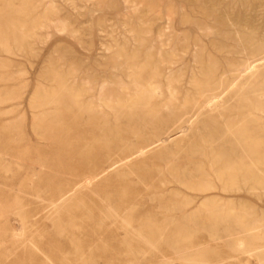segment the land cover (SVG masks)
Instances as JSON below:
<instances>
[{"label": "rangeland", "instance_id": "374dc122", "mask_svg": "<svg viewBox=\"0 0 264 264\" xmlns=\"http://www.w3.org/2000/svg\"><path fill=\"white\" fill-rule=\"evenodd\" d=\"M213 2L217 3V5H212L211 3ZM0 3V32L4 31L5 26L8 25V21L10 25L13 23L12 26H15L18 30L15 38L4 40L6 44L2 43V45H0V48H2L0 49V82L3 81L2 84L0 83V92H2L0 93V164H3V162L9 164L8 168L5 170H2L0 165V171L2 170L0 172V264H65L67 262L66 258L69 248L66 247H68V237L66 235V230L63 229L65 228L66 222V210L61 208V211L59 210V213L53 215L50 220L45 218V211H43V208H46L49 202L53 200L51 198V191L53 189L55 190L57 187H62L61 185H63L68 178L73 179V175L83 172L84 169L81 168L83 166V160L76 154L81 151H77L78 144H81L84 140H88V138H93L94 140L96 137V139H101L102 141L103 137H107L104 134L99 138L100 134L97 136L86 134L84 130H95L99 127L102 128V131L105 130L104 133H106L110 139H115L116 136L118 137V128H120V130L131 129L132 131L145 128V126L141 123L140 125L139 122L127 126V119L124 120V117L120 119L121 121L116 122L117 120L112 115L106 116L103 114L107 109H105V111L101 105V99L111 96L112 98L118 97V95L121 94L120 89L126 90L128 97L132 98L136 94L135 91L141 88H157V96L161 95L162 99L159 97V101L162 100V102L169 98L168 95L171 89L173 90V94L178 95V97L181 96L180 99L178 98L179 103L184 101L183 97H185V99L188 96L187 99L193 98L194 89L196 88H215L217 92L216 90H212L211 93H205L204 96H209L210 94V96H215L217 93L220 97L210 102H208L209 99L205 102L203 100V105L198 104L195 108L192 106L194 112L191 108L187 109V111L185 110V113L183 112L185 115L182 114L183 117L177 125H180L182 121V124H186V131L177 133L175 136L177 137L176 141L173 140L169 142L168 140L164 143L158 142L151 145L148 147L149 150H145L148 152L140 157L139 160H134L135 162L133 161L125 168L115 170L116 173L110 172L111 174H116L119 179L112 178L114 175L112 176L110 173L109 175H104L102 178L95 179L90 189L86 190V192L84 191L82 196L78 199L81 198L84 201L86 197L88 198L92 195L91 198L93 197V199L88 198V202L95 200L94 202L101 203L100 201L108 198L110 195L111 196L108 198L109 200L116 198L112 195L115 193L117 194V192L114 191L121 190L126 186H136L139 189H143L142 186L146 184L148 187H157L165 184L164 186L167 188L177 189L181 191V193L171 198L158 194H154L155 199L152 200L146 197L142 205L138 206V208L136 207V209L139 210L135 211L136 214L143 216L147 210L150 215L156 214L159 210L158 208H161L160 204L174 208H184L189 212H186L187 216L188 214L194 216L195 236L193 235L192 237L195 248L194 251L203 250L205 253L207 252L208 255L216 256L218 261L215 262V264H264L260 263V258L257 254L258 251L250 253L252 256L250 254L248 256V254L245 253L235 254L231 251L228 245H230L231 239L237 236L235 235L237 233V228L232 221L223 224L224 226L214 223L213 226L216 227L214 229L208 228L207 225H205V229H201L199 225L202 219L207 217L206 215H209V213L214 212L222 215L225 212H238L239 209L244 207L242 208L243 210H241L247 216L246 223L252 226L258 225V232L264 233V166L261 167V175L263 176L262 185L250 189L251 184L244 185V187L243 184H237L235 188H228L229 191L224 192L223 190H225L226 186H224L223 183H218L217 180L208 177L210 173L207 168V160L201 159V157H198L195 153V158L190 155V151L192 153L195 149V152L197 150L196 146L200 144V141L203 142L202 139L205 138V136H207V138L204 139V141L211 142V139L208 137V132L211 133L213 126H211L212 122L210 120L208 121L206 118L211 117L208 116V114L212 115L211 112L215 113L212 109L214 108L213 102L216 101L215 103H217L219 99H224V102L222 100L218 102V105L222 107L220 110L225 109L223 107H232V105H234V108L226 107V109L228 108L227 110L233 109V111H236L242 106L241 103L243 102H238L241 97L239 98L234 94L236 90L238 91L240 88L243 89L244 87V74L236 70V68H239L243 64L246 58L241 52V48L244 46L240 45L239 33L246 32L244 28L246 21L242 20L249 16L252 18L247 23V26L250 27L249 31L258 34L262 32L257 29L256 23L253 21L256 2L252 1L251 4H249V11L246 10L247 3H245V0H0ZM6 10H8V12ZM213 11H216L217 14H214ZM218 16L222 18L223 22ZM16 17L17 19H15ZM236 19H238V21L240 20V24L237 23ZM232 25L233 27H230ZM132 26L134 28H132ZM224 26L227 27V34L225 35L224 33L226 32L222 33L226 29ZM231 32H233L234 35ZM226 35L229 36V40ZM231 45L233 48L230 47ZM223 46L227 50L224 49ZM234 50L236 53L238 51H240V53L236 54ZM158 76H160V78ZM53 77L54 79H52ZM140 77H142V79ZM206 78L210 79L208 83ZM56 80H60V82H62L61 84L66 89L70 88L73 93L76 94L79 92L78 94L80 96L82 95L80 100L84 99L80 102H82L83 105H87L88 103L95 106L97 110L95 109L96 111H94L95 113H93V115L97 113L98 115L89 117L81 115V119L74 120L73 117L76 116L68 110H65L69 100L58 95V98L56 97L58 100H56V98H52L55 100L51 99L53 103L50 102L51 104L39 106L41 105L39 102H44L43 97L50 94L49 92L57 93L59 91L58 87H56ZM4 81L8 82V84ZM151 83L152 85H150ZM225 88L226 90L223 94L222 91ZM212 92L214 93L212 94ZM228 92L231 96H229ZM224 95L225 97H223ZM227 95L228 97L226 99ZM11 96L15 98L12 99ZM41 96L42 98H40ZM204 96L203 98L205 99L206 96ZM232 97L234 98L233 101ZM5 98H8V101L5 100ZM243 98H246V96L241 99L244 100ZM94 102H96V104ZM225 102L228 103L224 104ZM231 102H234V104ZM155 103V105H158L157 102ZM205 104L208 105L205 106ZM198 107H201V109ZM200 110L201 113L199 114ZM64 111L67 112L65 116ZM162 112L163 114L160 113L159 115V117L161 116V118H158L159 120L163 119L162 117H166V111L162 110ZM194 114L196 115L194 116ZM92 117L94 119H92ZM201 117L202 120L200 121ZM63 118H65V120H63ZM89 119L92 121L100 119L101 123L99 120L97 122H99L100 125L98 123L95 125L93 121V126H90V124L85 126L84 124ZM171 119L172 118H170L169 121H172ZM137 120L139 121L140 119H136V121ZM164 120L166 119L161 121ZM50 121H52V123ZM66 122L69 123L66 125ZM70 123H73V125ZM206 124L210 125L209 128H207L208 125ZM94 125L96 128H94ZM115 129L117 130L113 131ZM172 129L173 127H171V130ZM66 130L69 133H64ZM107 130L113 131V133L116 134L112 135L110 131L108 134ZM9 132H11V134ZM121 136H124V134H119V137ZM126 136L133 137L131 134H125V137ZM167 137L168 136L164 135L161 140H165ZM225 137L226 135L221 138L216 137L219 140L215 138L216 140H213L214 144L212 143L213 145H211V148L220 150L221 148H218L222 143L221 140ZM9 138H11V140L13 139V142H11ZM133 139H135V136ZM7 141L10 142L8 143ZM7 144L8 146L10 145V150ZM191 144L194 145V148L189 150L190 146H192ZM226 144H228V146L222 149H227L226 152H231L228 151L231 145L229 143ZM15 146H20V149ZM181 147L183 149H181ZM6 148L8 150H6ZM231 149L230 147V150ZM184 150H187L186 152L188 153ZM207 151V153L210 152L209 149ZM12 154L14 156H9ZM185 157L188 159H185ZM197 163L201 166L206 164L204 165L205 167L203 166L204 171L200 172L201 175H199V172V174L196 173L198 169L196 167ZM129 169L131 170L129 171ZM205 170L208 174L205 173ZM185 173L189 176L187 177ZM192 174L194 177L191 176ZM190 177L193 180H190ZM177 178H180L182 181L184 180L183 182L185 185L178 184ZM113 179L115 181H113ZM174 179L176 182H174ZM137 180H139L138 183ZM140 181L142 182L140 183ZM99 182L102 191H98ZM132 182L135 185L131 184ZM92 187L95 192L92 191ZM188 188H192V190ZM152 190H155V188L151 189V191ZM200 190L205 191L202 192ZM234 190L237 191L234 192ZM36 192H39V194ZM107 192L109 194H107ZM103 195H106L105 198ZM100 197L101 199H97ZM22 210L23 213L19 212ZM17 212L18 214L20 213V215H18ZM174 214L177 216L180 215L179 211L174 212ZM186 214L183 216L186 217ZM18 216L21 218H18ZM158 217L159 215L157 218ZM22 218H25L26 222L33 223V225H29L24 231H17V233H14L11 228L17 227L20 224V220L18 219ZM53 221L56 222L54 223ZM258 221L259 223L257 224ZM253 223L257 225H253ZM55 225H60V227ZM223 227H227V229L223 230ZM202 230L204 231L202 232ZM14 234H21V238H14ZM245 235L247 236V234ZM245 235L242 236L243 239H247ZM218 236L221 237L218 238ZM262 236L264 237V235ZM263 240L264 238L260 242L262 247H264ZM222 244L223 246H221ZM145 256L146 259H150V254H146ZM111 257L114 259L117 255H112ZM94 264H107V262H95ZM136 264H151V262L145 261Z\"/></svg>", "mask_w": 264, "mask_h": 264}, {"label": "bare ground", "instance_id": "6f19581e", "mask_svg": "<svg viewBox=\"0 0 264 264\" xmlns=\"http://www.w3.org/2000/svg\"><path fill=\"white\" fill-rule=\"evenodd\" d=\"M252 1L256 2V4H255L256 8L254 11L255 14H254V18H253L254 20L253 21L256 23L257 29L261 30L262 32L260 34H258V33H254V32L249 31L250 27L247 26V23L250 19H252L250 16L246 17L244 20H242V21H246V25H244L246 32L245 33L235 32V33L240 34L239 35L240 45L244 46L242 48L240 47L241 52H242V54H244V57H246V58L243 61V64L239 68H236L237 71H241L242 74H244L243 75L244 76L243 77L244 78V81H243L244 87H243V89L240 88V90H238V91L236 90L234 92V94L239 98L246 96V98H243L244 100H242L241 98L238 100L239 103L243 102L244 104L241 103L242 106H240L239 109L235 108L238 111L237 110L233 111V109L232 110L231 109L227 110V109L232 108L234 105H232V107L226 106V107H228L227 109H226V107H223L225 109L220 110V108H222V107H221V105H218V102H219V100H222L224 102V99H219L217 103H215L216 101L213 102L214 108H212V109H213V112H215V113L211 112L212 115L208 114V116H211V117L207 116L208 118H206L208 121L210 120L212 122L211 126H213L211 133L208 132V137L211 139V142L210 141L207 142L206 140L204 141V139L207 138V136H205V138L202 139L203 142L200 141V144L198 146H196L197 150L194 152V150H195L194 149L192 153L190 151V155H192V157L196 156L195 154H197V156L201 157V159L203 158V159L207 160V162H208L207 168H208L209 173H210L208 175V177L213 178L214 180H217L218 183L219 182L223 183V185L226 186V188H227V189L225 188V190H223L224 192L229 191L228 188H230V189L232 187L235 188L237 184H243V187H244V185L251 184L250 189L256 188V187L263 184L262 183L263 182V179H262L263 176L261 175L262 174L261 173V171H262L261 167L264 166V0H245V3H247L246 4V6H247L246 10L247 11H249V4H251ZM211 4L217 5V3H215V2H213ZM6 11L8 12V10H6ZM133 13H135V12H133ZM213 13L217 14L216 11H213ZM29 14H30V12H29ZM31 14H32V11H31ZM49 14H51V13H49ZM13 15H14V13H13ZM6 16H8V15H6ZM23 18H24V16H23ZM218 18H220V17L218 16ZM15 19H17V17ZM220 20L223 22L222 18H220ZM216 21H217V17H216ZM236 21H237V23H239L240 20L238 21V19H236ZM5 23H7V22H5ZM12 24L10 25L9 21H8V25L5 26L4 31L0 32V45H2V43H5L4 40H10V38L16 37L18 30L16 29L15 26H12ZM230 27H233V25ZM132 28H134V27L132 26ZM225 28H226L225 31L222 32V33L226 32V33H224V35L227 34V31H226L227 27H225ZM19 29H20V27H19ZM233 30H235V29H233ZM72 32H73V30H72ZM231 33L233 34V32H231ZM71 35H73V34H71ZM228 35H226V36H228ZM223 36H221V37H223ZM229 36H228V40H229ZM138 37H140V36H138ZM225 37H224V39H225ZM41 39H42V37H41ZM232 40L234 41L233 38H232ZM25 44H24V46H25ZM237 44H238V42H237ZM232 45L230 47H232ZM162 47H164V46H162ZM0 49H2V48H0ZM28 49L32 50L31 48H28ZM224 49H226V48L224 47ZM235 50H234V52H235ZM133 52H134V50H133ZM229 52H230V50H229ZM231 52H233V51H231ZM1 53H3V52H1ZM237 53H240V51H238ZM9 55H11V54H9ZM124 55H125V53H124ZM134 60H136V59H134ZM152 62H154V61H152ZM212 67H209V68H212ZM211 70H214V69H211ZM56 72H57V69H56ZM55 74H57V73H55ZM55 74H54V76H55ZM70 77H72V76H70ZM150 77H152V76H150ZM158 77L160 78V76H158ZM44 78H45V76H44ZM140 78L142 79V77H140ZM203 78H205V77H203ZM52 79H54V77ZM208 80H210V79H207V83H208ZM8 81H9V79H8ZM2 82H0V83L2 84ZM4 82H6V81H4ZM6 83L8 84V82H6ZM61 83L62 82H60V80L57 81L56 87H58L59 91L57 90L58 91L57 93L56 92H52V93L49 92L50 94H47L45 97H43L44 102H42V101H40L41 103L39 102V104H41L39 106L51 104L50 103V102H52L51 99L56 98L58 95L61 97L63 96V97H65V99L69 100V103L67 102L68 105L66 106L67 109L65 107L64 108H65V110H68L74 116H76V117H73L74 120L81 119L80 118L81 115H84L87 117L98 115V113L93 115V113H95L94 111L97 110L95 106L88 104V103H87V105H83L82 102H80L81 100H84V99L80 100L82 95L80 96L78 94L79 92L75 94L72 92V90L70 88H69L70 90L66 89ZM196 84H199V83H196ZM223 84H225V83H223ZM150 85H152V83ZM226 85H227V83H226ZM226 85H223V86H226ZM5 86H7V85H5ZM228 87H230V86H228ZM212 90L214 91L216 89L215 88L214 89H199V88L197 89L196 88V89H194V97L193 98L190 97L191 99H187L189 97L188 96L185 99V97H183L184 101H182L180 103L178 102L179 101L178 98L180 99L181 96L178 97V95L173 94L172 89L170 90L171 92H169V95H168L169 98L167 97L168 99L166 98L167 99L166 101H164V102H162V100L159 101V99L160 98L162 99V97H161V95L157 96V88L156 89H153V88L152 89H145V88L144 89H142V88L137 89V91H135L136 94L132 98L128 97V93L126 92V90L124 91V89H120L121 94L118 95V97L116 96V98L115 97L112 98V96H111V97H106L104 99H101L102 107L104 108V110L107 109V111H108L107 112L105 110L107 113L103 112V114H105L106 116L112 115L117 120L116 122L121 121L120 119L122 117H124L123 118L124 120L127 119V126L130 124L134 125V124H136L135 122H137V123L139 122V124L140 123L143 124L145 126V128L144 129L142 128L141 130L138 129L135 131H132L131 129H124V130H120V128H118L119 130L115 129L113 131L117 130L118 137L116 136L115 139L113 138L114 140L110 139L109 136L106 133H104L105 130L104 131L101 130L102 128L98 127V129H95V130L94 129L93 130H91V129L84 130V133H86V134H91V135H95V136L100 134L99 138H101L105 134L108 138L103 137V140L101 141V139L100 140L96 139V137L93 140V138H92L93 136H92L91 137L92 139L88 138V140H84L83 142H81V144L80 143L78 144V150L77 149L76 150L77 151L81 150V151L77 152L76 154L78 155L79 158L81 157V159L83 160V166L84 167L83 166L81 167L82 169H84L83 172L80 174L77 173V174L73 175L74 176L73 179L68 178L67 181L63 185H61L62 187H60V188L57 187L55 190L53 189L51 191L52 192L51 198L53 200H51V202H49V204L46 208H43V211H45V218L46 219H50L53 215L59 213L58 211L61 208H64V210H66V212H65L66 213V215H65L66 216L65 217L66 222H65V228H63V229L66 230V235L68 237L67 238V246L68 247H66V248H69V249H68V252L66 251L68 253V255L66 258L67 262L65 264H94L95 262H102V261L107 262V264H124V263L136 264L138 262L141 263V262H145V261L151 262V264H185V263L186 264H215V262L218 261L216 259V256L208 255L207 252L205 253V251H203V250L194 251L195 248H194V244L192 242V237L194 235V230H195L194 216L192 214H188V216H187L186 212H188V211H186L184 208H181V207L174 208V207H169V206L164 205V204H160L161 208H158L159 210L156 214L150 215V213H148L149 212L148 210H147L148 212L145 211L143 216H141L140 214H136V212H135L137 210L136 207L138 208V206L142 205V203L144 202L146 197H148V199H151V200L155 199L154 194H158L161 196H169L170 198L173 196L175 197L181 193V191H179L177 189L167 188L166 186H164L165 184H163L162 186H157V187H154V186L148 187L146 184L145 186H142L143 189H139L136 186H126V187H123L122 189L120 188L121 190L114 191V192H117V194L116 193L112 194L113 197H116L113 200L108 199L111 195L108 198H105L106 195L105 196L103 195V197L106 200L105 199H103L105 201L98 200L101 203H96V202H94L95 200L88 202L87 201L88 198H91L92 195H90L88 198L86 197L87 199L86 198L84 199V201L86 200L85 202L81 198L78 199L79 197L82 196L84 191L86 192V190L90 189V186L95 179L102 178L106 174L109 175L110 172L113 173V172H115V170L125 168L128 165H130L134 160H137V159L139 160L140 157L144 156V154H146L148 152L145 150L148 149V147H150L151 145H154L155 143H158V142L164 143L165 141H168V140H169V142H172L173 140L176 141L177 137H175V136L177 135V133H179V132L183 133L186 131V127H185L186 124H182V121H181L180 125H177V123H179V121L182 119L183 115H185L184 114L185 110L187 111V109L191 108L192 111L194 112V108L198 104L203 105V103L206 100L208 101V99H209L208 102H210V101H214L215 99H218L220 97V95H218L217 93L215 96H213V95L210 96L211 94L209 96L205 95L206 97L204 96L205 93H209V92L211 93ZM225 90H226V88L223 89V91L221 90L223 94H224ZM227 91H228V89H227ZM216 92H217V90H216ZM0 93H2V92H0ZM213 93L214 92H212V94ZM45 94H46V92H45ZM101 94H102V92H101ZM219 94H220V92H219ZM235 95H234V97H235ZM42 96H44V95H42ZM42 96L40 98H42ZM203 96L205 97V99L203 98ZM229 96H231L230 93H229ZM223 97H225V95ZM227 97H228V95L226 96V99H227ZM11 98H12V96H11ZM14 98L15 97H13L12 99H14ZM57 98H56V100H58ZM230 98H228V99H230ZM9 99H10V97H9ZM5 100L8 101V98H5ZM52 100H55V99H52ZM203 100H204V102H202ZM233 100H234V98L232 97V101ZM236 100H237V98H236ZM2 102H5V101H2ZM63 102H64V100H63ZM91 102H93V101H91ZM155 102H157L158 105H155L156 104ZM228 102H225L224 104H226ZM234 102H231V103L234 104ZM94 103L96 104V102H94ZM61 104H64V103H61ZM207 105L205 104V106H207ZM192 106L194 108H192ZM38 108H40V107H38ZM198 108L201 109V107H198ZM198 108H196V109H198ZM162 110L166 111V115H165L166 117H162L163 119H166L164 121H161L163 119H161V120L158 119V118H161V116L159 117L160 113L163 114ZM203 110H204V108H203ZM189 111H191V110H189ZM207 111H208V109H207ZM48 113H50V112H48ZM66 113L67 112L64 113V116L66 115ZM187 113H190V112H187ZM200 113H201V110H200L199 114ZM196 114H194V116ZM40 115H42V114H40ZM47 116H48V114H47ZM101 117H103V116H101ZM199 117H196V118H199ZM170 118H172L171 119L172 121H169ZM192 118H193V116H192ZM204 118H205V116H204ZM44 119H45V117H44ZM92 119H94V118L92 117ZM136 119H140V120L136 121ZM195 119H193V120H195ZM63 120H65V118H63ZM99 120L100 119H98L97 121H99ZM201 120H202V117H201L200 121ZM93 121L91 119H89L84 125L87 126L90 124V126L91 125L93 126V124H92ZM97 121H94L95 125L97 123L99 124V122H97ZM204 121L205 120L203 119V122ZM50 122L52 123V121H50ZM57 122H58V120H57ZM67 123H69V122H66V125H67ZM100 123H101V120H100ZM70 124L73 125V123H70ZM70 124H69V126H70ZM117 124H119V123H117ZM206 125H208V124H206ZM209 126L210 125H208L207 128H209ZM171 127H173L172 130H171ZM94 128H96V126ZM202 130L204 131L203 128H202ZM208 130H210V129H208ZM6 131H5V133H6ZM107 131H108L107 133L109 134L110 130H107ZM113 131H110V132H112L110 134H112V135L116 134V133H113ZM65 132H68V131L66 130V131H64V133ZM9 133L11 134V132H9ZM53 133H55V132H53ZM121 133H122V135L124 134V136L119 137V134H121ZM125 134H131L133 137H130V136H129L130 138L127 136L125 137ZM164 135H166L168 137L165 140H161ZM224 135H226V137H225L226 139L224 138L221 140L222 143L220 144V147L216 145L217 147H219L218 149H220V148L221 149L220 150L212 149L211 145L214 144L213 142L216 139L223 137ZM134 136H135V139H133ZM216 137H218V138H216ZM228 138L230 141L228 140ZM9 139L11 142H13V139L12 140H11V138H9ZM181 143H183V142H181ZM226 143H229L231 145V146H229V150H228L231 152H226L227 149H225V150L222 149V148H226V146H228V144H226ZM193 144H191L192 146H190L189 150L194 148ZM7 146H8V144H7ZM15 147H17V146H15ZM15 147H14V149H15ZM19 147H17V148L20 149ZM230 147L232 148L231 150H230ZM168 148H169V146H168ZM181 149H183V148L181 147ZM208 149L210 151L209 153H207ZM6 150H8V149L6 148ZM9 150H10V147H9ZM4 152H5V149H4ZM10 153H11V151H10ZM80 153L82 156L80 155ZM186 153H188V152H186ZM183 155H184V153H183ZM9 156H14V155L12 154ZM185 156H187V155H185ZM185 159H188V158L185 157ZM198 160H200V159H198ZM205 160H203V161H205ZM197 164H196V167L198 169H197V171L195 170L196 173L203 172L204 167H205L204 165H206V164L202 163L204 167L199 165V164H198V166H199L198 167ZM0 165H1V169L5 170L8 168L9 164H7V162H3V164H0ZM135 167H137V166H135ZM189 167H190V165H189ZM123 170L125 171L126 169H123ZM130 170L131 169H129V171ZM187 170H189V169H187ZM205 173H207L206 170H205ZM186 174L187 173H185V175ZM111 175L113 176L114 174H111ZM119 175H120V173H119ZM199 175H201V173ZM186 176L188 177L189 175H186ZM191 176L194 177L193 174ZM183 177H184V175H183ZM112 178L119 179L118 176H116V174ZM107 179H109V178H107ZM184 179H185V177H184ZM177 180H178L177 181L178 184H184L185 185V183L183 182L184 180L182 181L180 178H177ZM190 180H193V179H191V177H190ZM190 180H189V182H190ZM210 180H212V179H210ZM107 181H109V180H107ZM113 181H115V180L113 179ZM138 181L139 180H137V183H138ZM141 182L142 181H140V183ZM174 182H176L175 179H174ZM131 184H133V182ZM99 185H101L100 182H99L98 186ZM133 185H135V184H133ZM100 188L101 187L99 186V190L98 189L97 190L102 191ZM153 188H155V190L151 191V189H153ZM188 189L192 190V188H188ZM205 190H207V189H205ZM205 190H200V191L203 192ZM92 191H94L93 187H92ZM235 191H237V190H234V192ZM91 192H90V194H91ZM36 193L39 194V192H36ZM107 194H109V193L107 192ZM87 195H84V196H87ZM93 195H96V194H93ZM91 199H93V197ZM97 199H101V197L97 198ZM242 208H244V207H242ZM241 209H239L238 212H235L234 211L235 209H234L233 210L234 212H232V211L231 212H225L222 215H219L220 213L218 214V213H214V212L209 213V215H206L207 217L202 219V221L199 223V225H200L201 229H205L204 228V227H206L205 225H207L208 228L214 229V228H216L213 226L214 223L215 224L217 223L218 225L221 224V226H224L223 224H226L228 221H232L234 226L237 228V233L235 234L237 236L235 238L231 237L232 239L230 238L231 242H230V245H228V246L230 247L231 251H233L235 254L236 253H239V254L245 253V254H248V256L250 253L258 251L257 254L260 258V263H264V249H263L264 247H262L260 244V242L264 238L262 236V235H264V233H260L257 230V228H258L257 224L259 223V221L257 222V224L253 223V225H257V226H252L251 224L250 225L247 224L246 223V217L247 216L242 212L243 209L242 210ZM19 210H21V209H19ZM137 211H139V210H137ZM177 211H179V213H180V215H178V216L176 214H174V212H177ZM19 212L23 213V210L19 211ZM17 214H18V212H17ZM185 214H186V217L183 216ZM18 215H20V213ZM22 215H24V214H22ZM22 215H21V217H22ZM158 215H159V217H158L159 219L157 218ZM21 217L18 216V218H21ZM195 219H196V217H195ZM18 220H20V222H19L20 224L15 228H11V229H13L14 233L15 232L17 233V231H24L28 228L29 225H33V223L26 222L25 218L18 219ZM255 222H256V220H255ZM59 223H61V222H59ZM60 225H55V226L60 227ZM261 227H263V226H261ZM222 229L223 230L227 229V227H223ZM203 231L204 230H202V232ZM206 232H209V231H206ZM211 232H212V230H211ZM222 233H225V232H222ZM204 234H205V232H204ZM245 234H247V236ZM210 235H211V233H210ZM243 235H245L247 237V239L246 238L243 239V237H242ZM13 236H14V238L15 237L21 238L20 237L21 234L20 235L14 234ZM207 237H208V235H207ZM220 237L218 236V238H220ZM215 238H217V237H215ZM213 240H214V237H213ZM208 243H210V242H208ZM210 246H211V244H210ZM221 246H223V244ZM228 246H226V247H228ZM199 247H197V248H199ZM95 252H96V254H95ZM146 254L147 255L150 254V257H149L150 259H148V258L146 259V256H145ZM112 255H114V256L117 255V257L113 259L111 257ZM240 256H242V255H240ZM46 261H47V259H46Z\"/></svg>", "mask_w": 264, "mask_h": 264}]
</instances>
